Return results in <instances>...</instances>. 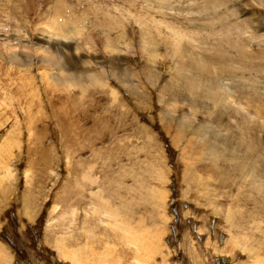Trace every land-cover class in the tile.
Returning a JSON list of instances; mask_svg holds the SVG:
<instances>
[{
	"label": "rangeland",
	"instance_id": "374dc122",
	"mask_svg": "<svg viewBox=\"0 0 264 264\" xmlns=\"http://www.w3.org/2000/svg\"><path fill=\"white\" fill-rule=\"evenodd\" d=\"M105 260L264 264V0H0V264Z\"/></svg>",
	"mask_w": 264,
	"mask_h": 264
},
{
	"label": "bare ground",
	"instance_id": "6f19581e",
	"mask_svg": "<svg viewBox=\"0 0 264 264\" xmlns=\"http://www.w3.org/2000/svg\"><path fill=\"white\" fill-rule=\"evenodd\" d=\"M12 8V7H11ZM15 8V7H14ZM14 8H12V9H14ZM11 12V11H10ZM13 13V12H12ZM11 13V14H12ZM16 13V12H15ZM19 13H20V11H19ZM55 13H57V14H55V15H58V12H55ZM11 14H9V15H11ZM60 16V15H59ZM61 17V16H60ZM57 19H58V17H57ZM60 19V18H59ZM56 20V19H55ZM54 21H52V23H53ZM51 23V24H52ZM56 23H57V21H56ZM55 22L53 23L55 26H56V31L58 32L60 29H58L57 30V27L58 28H60V23H57L56 24ZM52 26V25H51ZM68 25H64L63 26V28H62V30L64 31V32H70L71 30H70V27L68 28L67 27ZM53 28V27H52ZM52 31H54V30H52ZM55 32V31H54ZM61 32V31H60ZM59 33V32H58ZM80 34H81V32H80ZM60 35V34H59ZM62 36H64L63 34H61ZM90 35H91V33H90ZM61 36V37H62ZM70 42L72 43V39H70ZM95 43H97L96 42V39H94L93 40V43H91V45L90 46H92L93 47V45L92 44H95ZM49 44V43H48ZM88 46H86L85 48H87ZM79 49H80V47H79ZM112 51V50H111ZM19 64V63H18ZM63 72V71H62ZM10 134V133H9ZM17 137V136H16ZM163 199H164V197H163ZM126 225H128V224H126ZM130 225V224H129ZM131 226V225H130ZM124 233H125V235H126V237H127V239H125V240H129L130 242V244H132V245H135V246H138V248L140 247L139 245H138V242H137V240H140V239H136V238H134L133 236V230L130 228V227H125V229H124ZM136 234V233H135ZM132 240V241H131ZM133 240H134V242H133ZM153 242V241H152ZM154 245V244H153ZM111 246V245H110ZM109 247V246H108ZM138 248H136V249H138ZM141 248V247H140ZM109 249V248H108ZM142 249H145V247L144 248H142ZM111 250V249H110ZM112 251V250H111ZM113 252V251H112ZM94 254V253H93ZM93 254H92V256H93ZM100 254V253H99ZM90 255V254H89ZM98 255V254H97ZM114 255V254H113ZM107 256H111L112 257V253H108L107 254ZM95 257V256H94ZM106 257V256H105ZM75 258V257H74ZM79 258V257H78ZM92 258V257H91ZM98 258V257H97ZM113 258V257H112ZM116 258V257H115ZM114 258V259H115ZM107 263L106 264H108V261L107 260H105ZM110 263V262H109Z\"/></svg>",
	"mask_w": 264,
	"mask_h": 264
}]
</instances>
